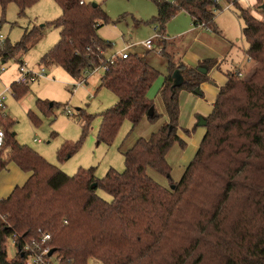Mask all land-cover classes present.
Instances as JSON below:
<instances>
[{"label": "trees", "instance_id": "obj_1", "mask_svg": "<svg viewBox=\"0 0 264 264\" xmlns=\"http://www.w3.org/2000/svg\"><path fill=\"white\" fill-rule=\"evenodd\" d=\"M38 0L13 2L18 15ZM82 1V3H80ZM161 36L167 71L159 88L168 121L148 139L139 138L123 153L124 170L109 168L102 178L94 167L67 175L27 145L20 144L10 131L13 121L0 115L4 144L0 147V171L15 163L29 177L0 198V264H25V254L9 259L7 240L14 234L20 240L38 238V229L51 235L56 264H264V15L252 16L237 0L243 20L246 54L254 62L247 76L226 73L211 113L205 118V134L178 182L163 187L147 175V169L170 178L165 156L177 135L180 89L199 90L206 73L217 60H199L187 68L167 51V22L185 11L194 25L217 31L215 13L221 1L229 0H151ZM61 9L51 25L59 28V40L40 58L45 68L60 66L73 79L86 78L103 68L101 86L117 100L100 112L98 143H111L125 119L135 126L144 116H157L147 91L159 71L142 56L129 53L109 62L112 43L97 35L109 21L100 5L85 0H55ZM40 36L36 27L26 30L15 43H0V59L21 56ZM17 59V58H16ZM13 95L20 98L28 85L11 83ZM56 102L37 100L38 109L50 114ZM152 113L148 115L149 109ZM64 110V109H63ZM72 115V114H71ZM82 137L65 142L56 151L59 162L75 154L87 134L93 115L79 108ZM32 119H34L32 117ZM95 184V186H93ZM101 189L111 196L107 201L97 194ZM92 259V262L89 260Z\"/></svg>", "mask_w": 264, "mask_h": 264}, {"label": "rangeland", "instance_id": "obj_2", "mask_svg": "<svg viewBox=\"0 0 264 264\" xmlns=\"http://www.w3.org/2000/svg\"><path fill=\"white\" fill-rule=\"evenodd\" d=\"M85 1L86 3L100 5L109 17L108 23L102 24L97 29V35L100 38L112 43V49L107 51L106 55H118L126 51L144 57L147 55L148 60L152 59L150 64L159 71V75L149 87L147 97L151 100L157 116L153 119L144 116L135 126H132L131 122L125 119L111 143H98L96 136L101 122L100 112L114 105L117 100L112 91L100 85L101 82L99 81L103 68L89 72L87 83L77 85V81L71 79L69 74L60 66H50L45 68L46 76L30 83L26 93L20 98L13 95L10 85L19 74V64L25 62L28 68L38 71L40 69V58L60 38L59 28L50 23L61 14V9L55 0H38L28 7L22 16L18 15V8L13 2L6 4L4 16H2L0 10V40L15 43L26 30L28 31L33 27L40 30V36L31 44L27 52L17 56V59L9 58L6 61L0 59V96H5L2 112L4 116L13 121L10 131L15 134L14 137L18 143L27 145L67 175H73L79 169L94 167V175L97 178H102L109 168H113L118 172L124 170L123 154L119 150L124 141H126L125 144L131 145L137 141V137L148 139L168 121L159 95V88L167 71V61L155 49L146 50L141 45L142 41L149 38L154 39L155 33L158 32L157 24L151 22L157 11L154 2L151 0ZM248 1L251 6H247L242 0H239L238 3L242 8H248L247 11L252 16L262 18V13L258 8L259 0ZM221 3L223 2L221 1ZM221 7L223 9L216 11L214 18L218 32L199 27L201 36L196 43H193L191 50L197 51L200 56L199 60H217L219 57L224 58V55L227 56L225 54L226 50L228 46L233 44L230 54L235 56L236 62H240L230 63V56L228 55L220 66L218 63L206 72L207 80L199 85V91L203 94L185 89L178 91L177 132L186 135L184 138H180L183 140L184 145L177 141L171 145L166 153L165 159L170 167V178L156 172L154 169H147V175L167 189L170 188L169 179L172 182H178L182 177L184 165H187L193 159L198 147L193 145V140L205 132V127L195 126L193 119L197 112H204V106L208 105L209 99L204 85L209 84L211 89L218 90L219 84L211 80L212 72L218 71L226 75L228 71L232 70H229L228 66H237L241 68L242 75L247 76L254 64L253 61L247 63L245 60L247 42L242 33L244 24L239 16V9L237 7L226 9L224 4ZM182 14L181 11L177 12L167 22L166 34L170 35L171 31L179 29ZM220 31H226L228 37H220ZM166 39L169 40L167 36ZM155 42L154 44H156ZM168 42L170 45L167 46V51L172 53V41L169 40ZM158 43H161V41H158ZM173 55L177 59L175 51ZM2 67L4 70H1ZM232 71L236 70L233 69ZM38 99L48 102L54 101L57 105L50 114H47L38 109ZM64 107L71 111L72 115H67L63 110ZM77 108L85 110L94 118L87 134L82 139L79 150L66 161L59 162L56 156L57 149L65 142L73 143L82 137ZM37 139H39L38 142H36ZM200 139L199 142H201ZM97 194L107 201L111 200V196L101 189H97ZM6 252L9 259L15 257V247L11 238L7 240ZM89 262H92V259Z\"/></svg>", "mask_w": 264, "mask_h": 264}, {"label": "crops", "instance_id": "obj_3", "mask_svg": "<svg viewBox=\"0 0 264 264\" xmlns=\"http://www.w3.org/2000/svg\"><path fill=\"white\" fill-rule=\"evenodd\" d=\"M222 2L223 3H221V5L224 4L226 9H229V8L233 7L228 1H222ZM221 9H223V8L221 7ZM181 13H183L182 14L183 16L180 18L181 21L179 23V27H178L179 29L175 30V31H171L170 35L166 34V36L168 37L170 42L171 41L173 42V43L171 42V44H172L171 51L172 52H174V51L176 52V55H177L176 56V58H177L176 60H177V62L185 65L186 67L193 68L198 63L200 56L198 55L197 51L191 50V47L194 45L193 43H196V41L200 38L201 30H199L198 26L193 24L192 19H191L190 15L188 13H186L185 11H181ZM200 28H203V27H200ZM219 33H220L219 34L220 37H222V36L224 38L228 37L226 31H220ZM232 46H233V44L228 46V49L226 50V53H225V54H227V56L224 55L223 56L224 58L219 57L217 59V62L219 63V66L223 63V61H225V59L228 57V55L230 56V63H233V62L239 63L240 62V61L236 62L235 56L230 54L231 50L233 49V48H231ZM140 56H142V55H140ZM142 57H144V56H142ZM144 59L149 64H150V62L152 60V59L148 60L147 55L144 57ZM245 60H246L247 63L252 62L251 60H248V56H247L246 53H245ZM229 65H232V64H229ZM228 67H229V70L235 69L236 71H240V72L242 71V70H240L241 68H238L237 66H228ZM70 78L73 79L71 76H70ZM100 79H101V76H100ZM73 80H75V79H73ZM211 80L212 81H216L217 84H219V86L216 84L218 86V88H217L218 90L215 91V90L211 89L209 87V84H205L204 85L205 92L207 93V98L209 99L208 100V105L204 106V108H205L204 112H197L195 114L194 119H193L195 126H203L204 127V125H199L198 124L199 118H206L211 113V111H212L211 108L214 105V102L216 100L219 88L226 83L227 76L225 74L219 73L218 71H214V72H212V79ZM84 83L85 84L87 83V78H86V81ZM200 93L203 94L201 91H200ZM78 109L79 108H77V110ZM205 131H206V129H205ZM204 134H205V132H204ZM204 134L200 135L199 137H197V138H195L193 140V145L195 147L199 146V143H200L199 139L201 137L203 138ZM177 135H178L179 138H182V137L184 138L186 136L182 132H177ZM139 138H141V137H137L136 140H138ZM202 138L200 139V141L202 140ZM144 139H146V138H144ZM132 140H134V138H132ZM38 141H39V139H37L36 142H38ZM125 143H126V141H124L123 144L120 145V147H119V150L122 152L121 154L125 153L128 149H130L134 145L133 144L134 142L132 143L133 145L132 144L128 145V144H125ZM197 149H198V147H197ZM197 149H196V151H197ZM188 164L184 165L183 171H185V169L188 166ZM28 177H29V173L28 172L22 171L13 162L8 163L6 168L0 171V198L7 197L11 193V191L13 190L14 187L24 184L25 181L28 179Z\"/></svg>", "mask_w": 264, "mask_h": 264}, {"label": "built area", "instance_id": "obj_4", "mask_svg": "<svg viewBox=\"0 0 264 264\" xmlns=\"http://www.w3.org/2000/svg\"><path fill=\"white\" fill-rule=\"evenodd\" d=\"M233 0H229V3L232 5ZM239 1V0H237ZM245 2L247 6H251L248 0H242ZM82 3V1L80 2ZM198 27H203L202 24L197 25ZM154 39H147L145 41L141 42V45L146 50H156L158 53L162 51V45L160 42L161 36L158 32L155 33ZM1 38V37H0ZM156 40V42H155ZM2 42V40H0ZM154 42L156 44H154ZM156 46V47H155ZM129 52H121L120 54L111 55V59L109 60L110 63H112V60L116 57L120 59H124L127 57ZM248 60L250 58L248 57ZM98 69V68H96ZM94 69L93 72L96 70ZM1 70H4L2 67ZM18 76L15 79L14 83L16 86H22V85H29L32 82H35L39 78L45 77V67L40 66V69L38 71H33L32 69L28 68L27 64L25 62H21L18 66ZM237 75L241 76L242 73L240 71H237ZM84 83L83 79H80L77 81V85ZM12 91V90H11ZM4 99L5 96H0V115L4 116V113L2 112V108L4 107ZM64 112L67 113V115H71L72 112L66 109L64 107ZM4 144V131L2 126L0 125V147ZM12 242L14 243L15 247V254L16 256L19 252L22 254H25V264H56L57 260L55 259V256L48 255L50 251V247L47 244V242L50 240L51 235L48 232L41 231L38 229V238L30 237L28 239L20 240V237L16 234H14L12 237Z\"/></svg>", "mask_w": 264, "mask_h": 264}, {"label": "water", "instance_id": "obj_5", "mask_svg": "<svg viewBox=\"0 0 264 264\" xmlns=\"http://www.w3.org/2000/svg\"><path fill=\"white\" fill-rule=\"evenodd\" d=\"M92 5L95 6L96 4L92 3ZM260 8L264 11V0H262ZM263 15H264V12H263ZM197 70H198V72L206 73V69L205 68L198 67ZM196 92H199V90H197ZM151 113H152V109L150 108L147 114L150 115ZM198 124L199 125H204L205 124V118H199ZM93 186H95V184ZM53 252H54V249L52 248V249H50L48 255H51Z\"/></svg>", "mask_w": 264, "mask_h": 264}]
</instances>
